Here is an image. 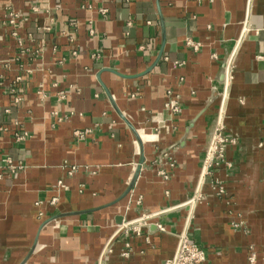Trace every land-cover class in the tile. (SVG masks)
Masks as SVG:
<instances>
[{"label":"crops","instance_id":"0c3cea01","mask_svg":"<svg viewBox=\"0 0 264 264\" xmlns=\"http://www.w3.org/2000/svg\"><path fill=\"white\" fill-rule=\"evenodd\" d=\"M246 1L161 0L167 43L147 73L161 46L154 0H0V264L27 255L39 213L47 219L93 210L123 193L137 160L134 137L98 76L150 136L145 153L155 164L198 109L184 110L172 131L164 114L168 91L184 102L207 95L217 69L213 55L237 35ZM8 8L23 15L15 28L6 24ZM47 25L51 30L41 31ZM247 26L231 64L223 121L234 143L225 146V158L210 168L189 210L152 218L140 234L120 232L102 264H167L185 227L207 264H250L252 255L264 264V0L249 1ZM187 39L201 51L187 47ZM203 131L197 126L184 149L171 151L176 166L168 182L146 171L117 205L48 227L27 264H96L115 216L185 197L199 171ZM7 160L19 167L17 180ZM55 194V207L47 206Z\"/></svg>","mask_w":264,"mask_h":264},{"label":"water","instance_id":"95a60500","mask_svg":"<svg viewBox=\"0 0 264 264\" xmlns=\"http://www.w3.org/2000/svg\"><path fill=\"white\" fill-rule=\"evenodd\" d=\"M158 15V22L160 25L161 30V46L159 49V53L157 56L156 61L154 64L148 69L147 73L151 72L153 68H155L158 63L161 61L165 46L167 43V30H166V22H165V16L164 11L162 7L161 0H154ZM249 1H246L245 5V11L243 19L239 23V31L237 35L233 38H231L227 45L223 47V53L222 54H214V62L217 65V69L215 72V75L211 81L209 91L207 95H204L201 98V101H193V102H184L181 96L176 93L173 90H169L167 94V99L164 106V114L167 115V121L168 123H171L170 129L173 131V126L175 125V121H177L184 110L191 109L197 107L196 111L193 112V114L187 118L184 127L183 132L179 136L178 141L173 144L171 147L167 149H163L159 151L158 159L156 160L155 164L148 163L146 153H145V144L146 140L150 139V136L143 130L139 129L136 125H134L130 119L127 117V115L120 109L115 96L110 91L109 87L105 85L101 80V75L98 76V79L109 99V102L115 111V113L118 115V117L125 123V125L128 127L130 132L132 133L134 137V143L136 147V153H137V160L132 165L130 175L125 183V188L123 193L120 195V197L116 198L115 200L111 201L110 203L99 207L97 209L93 210H87V211H73L68 213H59L57 215H54L49 218H44L42 214H38L41 218L39 228L37 230V233L35 235L33 245L29 249L27 255L21 259V261L18 264H27V262L30 260V258L39 251L40 249V239L43 231L47 229L48 227L53 228H59L61 220L69 217V216H80L84 214H90L97 211H101L107 208H110L112 206L117 205L124 199H126L128 196H130L134 189L136 188L139 180L144 175L146 171H154L155 174H160L161 179L163 181L168 182L171 179V173L169 172V169L174 168L176 166V159L174 155L172 154V150H176L178 148L184 149L187 146V140L193 135V132L197 129V126L202 127L204 130L201 136V150H202V159L199 167V171L197 173V177L195 180L194 185L191 187L189 193L180 199L179 201L170 203L165 205L164 207L156 210V211H143L138 212L135 216L132 217H124L122 215H117L114 217V230L113 233L108 237L105 246L100 251L98 258L96 260V264H100L103 253L107 247V245L115 238V236L122 230V228L125 225L132 224L144 219L149 218H159L163 215H166L168 213L174 212L179 209H186L189 210L190 203L194 200L197 190L200 186L202 175L204 172L207 156L209 153L210 146L212 144L213 138L215 136L217 126L220 119L221 109L224 103L226 90H227V79H228V70L229 65L231 63V60L233 58V55L238 47V44L241 40L246 22H247V14H248V7H249ZM198 52L201 51L203 48L200 43ZM178 66H182V64H177ZM200 101V102H199ZM199 103V104H198ZM175 109H177L175 111ZM155 142V140H153ZM168 169V170H167ZM69 172H73L72 169L69 168ZM21 171L17 170L15 173V179L17 180L20 176ZM261 178L264 180V169L261 172ZM57 183L55 185V191L57 192L59 190ZM63 187V186H62ZM58 194H55L54 198H52L48 203H45L49 207H55V205H51V203L54 201L55 198H58ZM43 203H37L36 206L40 207ZM264 209V207L262 208ZM150 226H155L157 228V224H151Z\"/></svg>","mask_w":264,"mask_h":264},{"label":"built area","instance_id":"2783aa9c","mask_svg":"<svg viewBox=\"0 0 264 264\" xmlns=\"http://www.w3.org/2000/svg\"><path fill=\"white\" fill-rule=\"evenodd\" d=\"M37 11H38V8H34V12H37ZM103 12H105V11H103ZM5 17H6V24L10 27L15 28L18 26L19 21L22 20L23 15L20 14L19 12L12 10L11 8H8L6 10ZM25 20H27V19H25ZM50 30H51V28L48 25L41 27V31L48 32ZM247 30H248V26H247V22H246L241 40H242V38H243V36ZM13 36L18 37V32L16 30H15V32H13ZM241 40H240V42H241ZM240 42H239V44H240ZM239 44H238V46H239ZM186 46L193 49L194 51H197L199 48V44L195 43L192 39H187ZM235 53H236V51H235ZM235 53H234V55H235ZM234 55H233V57H234ZM232 60H233V58H232ZM232 60H231V63L229 65L228 79H227V90H226L224 103H223V106L221 109V114H220V119H219V123L217 126V130H216L215 136L213 138L212 144H211L210 149H209V153L207 156V160H206V164H205V168H204V172L202 175L200 186L197 190V193H196L194 200L190 203V206L195 203V201L198 197L202 182L204 181L205 177L209 174L210 168L214 164L218 163L219 161H221L225 158V146L228 144V142L234 143L233 140L230 141L226 138V136L224 134V121H223L227 92H228L229 82H230V78H231L230 70H231ZM176 110L177 109H175V111ZM6 163H7V167L9 169H11L13 172H15L17 169H19V167L14 165L12 163V161H10V160H7ZM220 192L223 193L222 190ZM151 219L152 218L144 219V220L132 223V224L125 225L122 228V230H120V232L129 229L133 233L140 234L142 231L141 227L142 226H148L149 225L148 221ZM157 226L159 227V229L163 230L162 226H160V225H157ZM106 250H108V247L106 248ZM125 255H126V253H125ZM256 260H257L256 255H252L249 258L250 264H256ZM100 264H102V259H101ZM167 264H207V255H206L205 250L198 243L192 242L190 240L187 227H185V229L178 235V241H177L175 253H174L172 259H170L167 262Z\"/></svg>","mask_w":264,"mask_h":264}]
</instances>
